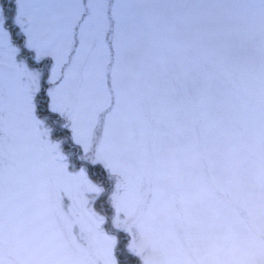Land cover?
Wrapping results in <instances>:
<instances>
[{
    "label": "snow or ice",
    "instance_id": "snow-or-ice-1",
    "mask_svg": "<svg viewBox=\"0 0 264 264\" xmlns=\"http://www.w3.org/2000/svg\"><path fill=\"white\" fill-rule=\"evenodd\" d=\"M250 42L264 0H0V217L59 200L71 146L110 152L218 91Z\"/></svg>",
    "mask_w": 264,
    "mask_h": 264
},
{
    "label": "rangeland",
    "instance_id": "rangeland-1",
    "mask_svg": "<svg viewBox=\"0 0 264 264\" xmlns=\"http://www.w3.org/2000/svg\"><path fill=\"white\" fill-rule=\"evenodd\" d=\"M78 150L59 200L0 217V264H119L121 233L140 264H264L260 44L218 91L190 93L110 152ZM88 165L105 174L93 180Z\"/></svg>",
    "mask_w": 264,
    "mask_h": 264
},
{
    "label": "trees",
    "instance_id": "trees-1",
    "mask_svg": "<svg viewBox=\"0 0 264 264\" xmlns=\"http://www.w3.org/2000/svg\"><path fill=\"white\" fill-rule=\"evenodd\" d=\"M68 159L70 161L72 168H77V159L75 157L73 150L69 152ZM87 170H88L90 177L95 181L98 176H103L105 174V171L101 166L88 165ZM118 236L120 238L122 237L123 239V241L121 239V242L118 245V250H117L118 263L119 264H140L139 258L131 254L127 250V243L124 240L125 237L123 236V233L118 234Z\"/></svg>",
    "mask_w": 264,
    "mask_h": 264
}]
</instances>
